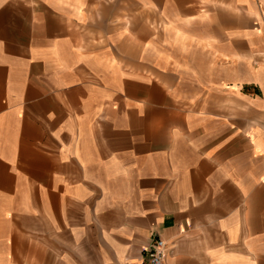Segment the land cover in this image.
Segmentation results:
<instances>
[{"label":"crops","instance_id":"obj_1","mask_svg":"<svg viewBox=\"0 0 264 264\" xmlns=\"http://www.w3.org/2000/svg\"><path fill=\"white\" fill-rule=\"evenodd\" d=\"M264 264V0H0V264Z\"/></svg>","mask_w":264,"mask_h":264},{"label":"built area","instance_id":"obj_2","mask_svg":"<svg viewBox=\"0 0 264 264\" xmlns=\"http://www.w3.org/2000/svg\"><path fill=\"white\" fill-rule=\"evenodd\" d=\"M145 264H164L166 247L165 243L156 239L152 242V246L149 249L144 250Z\"/></svg>","mask_w":264,"mask_h":264}]
</instances>
